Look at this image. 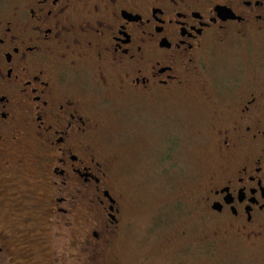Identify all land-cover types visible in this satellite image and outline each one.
Wrapping results in <instances>:
<instances>
[{
	"label": "flooded vegetation",
	"instance_id": "flooded-vegetation-1",
	"mask_svg": "<svg viewBox=\"0 0 264 264\" xmlns=\"http://www.w3.org/2000/svg\"><path fill=\"white\" fill-rule=\"evenodd\" d=\"M253 37H264V0H0V220L37 211L55 240L79 243L78 260L101 264L125 225L96 140L103 94L191 83L214 135L202 209L225 232L263 236L264 79H206L214 49ZM9 228L0 264H20L12 249L28 257L42 234Z\"/></svg>",
	"mask_w": 264,
	"mask_h": 264
},
{
	"label": "rangeland",
	"instance_id": "rangeland-1",
	"mask_svg": "<svg viewBox=\"0 0 264 264\" xmlns=\"http://www.w3.org/2000/svg\"><path fill=\"white\" fill-rule=\"evenodd\" d=\"M206 64V79H264V37L216 48ZM185 87L163 96L103 94L108 101L96 112V140L113 160L125 225L101 264H264V235L247 240L225 232L202 209L214 135L202 122L204 102L195 97L200 88ZM24 210L0 220L2 227L28 225L42 234L28 245V257L12 249L20 264H54L55 251L58 264H84L79 243L55 240L39 212L29 223Z\"/></svg>",
	"mask_w": 264,
	"mask_h": 264
}]
</instances>
